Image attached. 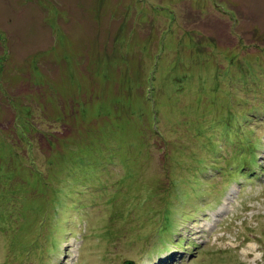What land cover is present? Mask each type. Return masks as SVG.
I'll list each match as a JSON object with an SVG mask.
<instances>
[{
	"label": "rangeland",
	"instance_id": "1",
	"mask_svg": "<svg viewBox=\"0 0 264 264\" xmlns=\"http://www.w3.org/2000/svg\"><path fill=\"white\" fill-rule=\"evenodd\" d=\"M0 223V264H264V0H0Z\"/></svg>",
	"mask_w": 264,
	"mask_h": 264
},
{
	"label": "trees",
	"instance_id": "2",
	"mask_svg": "<svg viewBox=\"0 0 264 264\" xmlns=\"http://www.w3.org/2000/svg\"><path fill=\"white\" fill-rule=\"evenodd\" d=\"M33 156H34V153H33ZM33 162H32V164L35 162V160H34V157L31 159ZM36 163V162H35ZM37 164V163H36ZM1 224V223H0Z\"/></svg>",
	"mask_w": 264,
	"mask_h": 264
},
{
	"label": "water",
	"instance_id": "3",
	"mask_svg": "<svg viewBox=\"0 0 264 264\" xmlns=\"http://www.w3.org/2000/svg\"><path fill=\"white\" fill-rule=\"evenodd\" d=\"M125 264H132V263H130V262H125Z\"/></svg>",
	"mask_w": 264,
	"mask_h": 264
},
{
	"label": "clouds",
	"instance_id": "4",
	"mask_svg": "<svg viewBox=\"0 0 264 264\" xmlns=\"http://www.w3.org/2000/svg\"><path fill=\"white\" fill-rule=\"evenodd\" d=\"M124 264H125V262H124Z\"/></svg>",
	"mask_w": 264,
	"mask_h": 264
}]
</instances>
